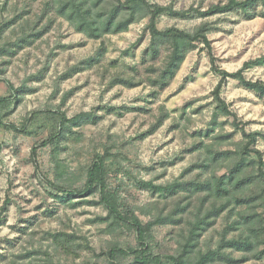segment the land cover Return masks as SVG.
Masks as SVG:
<instances>
[{
  "label": "rangeland",
  "instance_id": "obj_1",
  "mask_svg": "<svg viewBox=\"0 0 264 264\" xmlns=\"http://www.w3.org/2000/svg\"><path fill=\"white\" fill-rule=\"evenodd\" d=\"M148 1L191 11L186 18L163 15L160 30L195 32L205 26L218 68L242 70L247 80L264 82V3L249 18L240 10L200 15L230 0ZM46 4L0 0V99L10 96L9 84L17 96L0 104V120L18 128L0 125V215L9 203L0 226V264H109L105 253L113 246L137 245L132 230L104 220L108 212L99 204V194L62 201L63 194L51 185L83 189L98 155L107 157L109 190L144 224L176 213L179 223L154 228L150 243L157 254L181 253L193 223L214 201L195 188L229 177L239 163L240 179L251 182L219 202L228 208L202 234L198 250H217L224 236L237 239L246 227L259 230L262 202L238 200L247 202L263 189L257 157L241 152L248 143L241 129L259 134L253 147L264 162V94L229 78L222 99L238 120L224 115L213 95L221 76L213 71L210 49L202 42L171 84L158 91L151 83L166 54L158 60L149 55L148 19L127 32L91 39L64 18L47 13ZM57 112L69 119L90 113L92 120L73 126L59 143L41 148L36 165L32 151L57 132ZM216 155L222 156L212 163ZM143 181L180 187L175 195L165 196L143 189ZM181 207L186 210L177 214ZM245 217H252V224L245 225ZM259 241L258 254L232 248L224 252L237 264H264L262 236Z\"/></svg>",
  "mask_w": 264,
  "mask_h": 264
},
{
  "label": "trees",
  "instance_id": "obj_2",
  "mask_svg": "<svg viewBox=\"0 0 264 264\" xmlns=\"http://www.w3.org/2000/svg\"><path fill=\"white\" fill-rule=\"evenodd\" d=\"M109 1L110 7L106 9V3ZM264 0H245L237 1L230 0L225 5H214L207 11L200 13L201 16H214L218 14H225L235 10H240L249 18H254L259 5H263ZM47 13H55L58 17L64 18L72 25L77 32L85 34L91 39H100L108 34H120L127 32L131 25L148 19L147 31L151 36V45L149 48V55L153 60H158L163 52L166 54L165 61L157 71L158 76L152 79L151 85L156 90H165L171 82L175 79L185 62L188 54L195 48L196 43L202 42L210 49V57L212 69L215 73L221 76V80L216 87L213 95L218 109L228 116H233L238 120V116L232 113L226 102L222 99V91L224 84L229 78L239 81L242 85L249 89L256 90L264 94V82H252L246 79L243 71L236 73H229L223 71L216 65V60L211 52V43L207 36V29L202 26L195 32H187L175 27L160 30L158 23L163 15L172 17L186 18L191 11H176L172 6H161L153 4L148 0H47ZM126 84H129L128 82ZM11 94L7 98L0 99V104H7L14 101L16 96V89L13 84H9ZM59 125L57 132L52 135L48 141L34 147L32 151L33 162L37 165L38 151L48 145L59 143L61 139L65 138L72 130L73 126H80L83 122L92 120L90 113L78 115L73 119H69L65 113L57 112ZM0 125L5 126L10 130H18L15 125H5L0 120ZM236 125L237 122H236ZM238 127V126H237ZM244 138L248 141L242 146L241 152L245 155L254 154L258 159L259 171L262 177L263 189L260 195L250 200H238V203L245 204L260 200L262 202L264 214V162L262 153L254 148L256 145L258 133H248L245 129H241ZM222 155L213 157L212 163L216 162ZM107 157L98 155L97 159L90 166L87 173V182L81 190H69L63 187H56L60 193L63 194L62 201L71 200L77 197H87L95 194L100 195L99 204L103 205L108 212V217L104 220L110 221L111 227H127L132 230L136 236L137 245L130 248H122L113 246L106 257L109 264H120L121 260H129V264H165L167 260L173 264H216L217 262H227V264H237L236 261L226 255L225 248H232L246 254H258V248L261 246L259 238L264 239V215L260 219V229L256 230L251 227H246L245 231L237 239L227 240L226 236L221 241V246L217 250H210L207 253H200L198 250L200 244V237L211 226L221 214L228 208L226 203L219 204L220 201L225 200L228 196H232L235 192L243 191L251 182L248 179H240L243 174V163H239L230 173L229 177H225L219 182L206 183L197 186L195 189L205 191L207 198L213 199L211 210L204 216L198 217L193 223L188 238L185 240L182 251L179 255H162L154 252V248L150 243L153 238L154 228L160 224L168 222H177L175 214L167 217H158L155 221L144 224L141 219L121 201V197L116 192L109 190L107 181ZM206 168L210 164L204 165ZM140 186L152 193L172 196L178 192L179 184H170L166 186L156 185L153 182H140ZM9 203H6L0 215V226L4 223V214L8 211ZM186 207L177 209L179 212H184ZM245 225L252 224V217H245ZM181 220V219H180ZM240 223H238L239 226ZM249 228V229H248ZM237 230V229H236ZM264 243V241H263ZM264 254V252H261ZM247 260V259H246ZM244 262V260H243Z\"/></svg>",
  "mask_w": 264,
  "mask_h": 264
}]
</instances>
